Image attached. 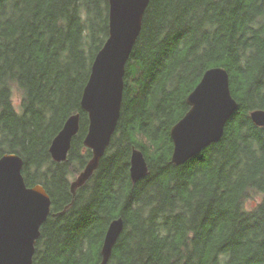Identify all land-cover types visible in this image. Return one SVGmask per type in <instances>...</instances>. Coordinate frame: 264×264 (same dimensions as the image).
<instances>
[{
	"label": "trees",
	"instance_id": "1",
	"mask_svg": "<svg viewBox=\"0 0 264 264\" xmlns=\"http://www.w3.org/2000/svg\"><path fill=\"white\" fill-rule=\"evenodd\" d=\"M108 35V0H0V156L20 155L28 186L43 184L52 199L33 264H98L120 216L109 264H264V126L250 117L264 109V0L150 1L117 129L73 195L92 156L82 94ZM214 66L228 70L240 108L220 141L174 165L171 127ZM75 113L80 130L57 162L51 142ZM134 147L149 165L137 182Z\"/></svg>",
	"mask_w": 264,
	"mask_h": 264
},
{
	"label": "water",
	"instance_id": "2",
	"mask_svg": "<svg viewBox=\"0 0 264 264\" xmlns=\"http://www.w3.org/2000/svg\"><path fill=\"white\" fill-rule=\"evenodd\" d=\"M108 1L109 35L94 57L81 99L89 117L83 143L92 150V156L71 182L73 195L98 169L117 129L126 66L151 0ZM186 102L189 109L170 130L171 162L177 166L220 141L227 123L240 108L231 90L229 72L223 66L208 68ZM250 117L256 125L264 126V109L252 110ZM80 121L79 113L72 114L53 138L50 145L53 160L67 159L72 140L80 130ZM130 160V175L137 182L149 172L144 151L134 147ZM23 165V158L16 153L0 156V264H33L42 225L52 213V199L47 189L40 183L28 186ZM123 229V217L112 220L98 264H109Z\"/></svg>",
	"mask_w": 264,
	"mask_h": 264
},
{
	"label": "rangeland",
	"instance_id": "3",
	"mask_svg": "<svg viewBox=\"0 0 264 264\" xmlns=\"http://www.w3.org/2000/svg\"><path fill=\"white\" fill-rule=\"evenodd\" d=\"M14 100H15V103H16V104L19 103V101H20V96L18 95V93H16V94L14 95ZM254 204H255V201L252 199L251 201L248 202L247 207L251 208V207L254 206Z\"/></svg>",
	"mask_w": 264,
	"mask_h": 264
},
{
	"label": "bare ground",
	"instance_id": "4",
	"mask_svg": "<svg viewBox=\"0 0 264 264\" xmlns=\"http://www.w3.org/2000/svg\"><path fill=\"white\" fill-rule=\"evenodd\" d=\"M43 185V184H42Z\"/></svg>",
	"mask_w": 264,
	"mask_h": 264
}]
</instances>
